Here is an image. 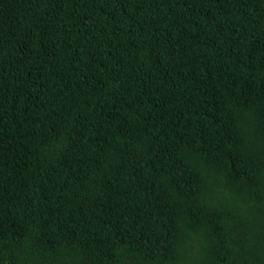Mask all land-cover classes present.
<instances>
[{
    "label": "trees",
    "instance_id": "trees-1",
    "mask_svg": "<svg viewBox=\"0 0 264 264\" xmlns=\"http://www.w3.org/2000/svg\"><path fill=\"white\" fill-rule=\"evenodd\" d=\"M0 264H264V0H0Z\"/></svg>",
    "mask_w": 264,
    "mask_h": 264
}]
</instances>
